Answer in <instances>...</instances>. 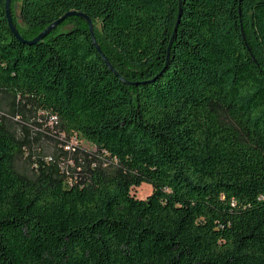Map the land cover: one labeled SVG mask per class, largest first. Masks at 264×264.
<instances>
[{"label":"trees","instance_id":"obj_1","mask_svg":"<svg viewBox=\"0 0 264 264\" xmlns=\"http://www.w3.org/2000/svg\"><path fill=\"white\" fill-rule=\"evenodd\" d=\"M15 2L116 74L0 0V264H264V0Z\"/></svg>","mask_w":264,"mask_h":264},{"label":"water","instance_id":"obj_2","mask_svg":"<svg viewBox=\"0 0 264 264\" xmlns=\"http://www.w3.org/2000/svg\"><path fill=\"white\" fill-rule=\"evenodd\" d=\"M11 0H5V6H4V10H5V18L7 21V26L9 28V31L11 32V34L20 42L22 43H26L28 45H33L36 44L40 41H42L45 37H47L50 33H52L62 22H64L66 19L70 18V17H80L82 19H84L88 25L89 28V32H90V36L92 39V43L93 46L95 47L96 51L98 52V54L100 55L102 61L104 62V64L106 65V67L113 72L114 74H116V72L114 71L113 67L111 66V64L108 62V60L106 59V57L102 54L96 40L94 37V31H93V25L92 22L89 20L88 17H86L85 15L81 14V13H75V12H69L66 13L64 16H62L60 19L56 20L55 22H53L52 24H50L48 27H46L41 33H39L34 39H32L31 41H25L19 34L14 22H13V18H12V14H11ZM121 82L124 84H128L127 82H125L124 80L121 79Z\"/></svg>","mask_w":264,"mask_h":264},{"label":"rangeland","instance_id":"obj_3","mask_svg":"<svg viewBox=\"0 0 264 264\" xmlns=\"http://www.w3.org/2000/svg\"><path fill=\"white\" fill-rule=\"evenodd\" d=\"M19 1L20 0H16L13 5V12L16 17L18 16L19 11ZM70 144L72 146H79L81 149H84L86 151H94L93 146L82 140L72 138L70 140ZM72 146H70V149L72 148ZM53 147V142L45 138H42L41 142L38 143V145H34L35 151L43 153V155H50L53 150ZM17 168L19 171L27 172V166L24 165L23 161L17 163ZM131 193L137 199H145L151 193V188L149 185L142 184L140 187L132 189Z\"/></svg>","mask_w":264,"mask_h":264},{"label":"built area","instance_id":"obj_4","mask_svg":"<svg viewBox=\"0 0 264 264\" xmlns=\"http://www.w3.org/2000/svg\"><path fill=\"white\" fill-rule=\"evenodd\" d=\"M56 119L55 118H52V121H55Z\"/></svg>","mask_w":264,"mask_h":264}]
</instances>
